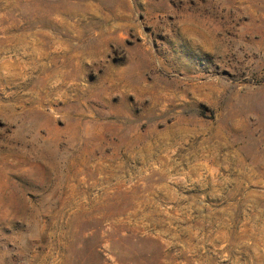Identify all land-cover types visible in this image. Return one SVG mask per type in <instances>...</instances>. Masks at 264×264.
I'll return each mask as SVG.
<instances>
[{
	"label": "rangeland",
	"instance_id": "obj_1",
	"mask_svg": "<svg viewBox=\"0 0 264 264\" xmlns=\"http://www.w3.org/2000/svg\"><path fill=\"white\" fill-rule=\"evenodd\" d=\"M0 264H264V0H0Z\"/></svg>",
	"mask_w": 264,
	"mask_h": 264
}]
</instances>
